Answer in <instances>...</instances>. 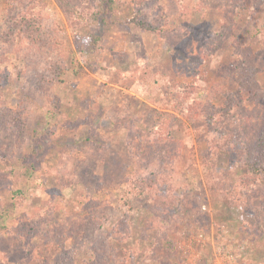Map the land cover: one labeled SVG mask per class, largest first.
<instances>
[{"label":"rangeland","instance_id":"rangeland-1","mask_svg":"<svg viewBox=\"0 0 264 264\" xmlns=\"http://www.w3.org/2000/svg\"><path fill=\"white\" fill-rule=\"evenodd\" d=\"M99 1L0 0V264H264V0ZM160 111L166 212L125 207Z\"/></svg>","mask_w":264,"mask_h":264},{"label":"trees","instance_id":"trees-1","mask_svg":"<svg viewBox=\"0 0 264 264\" xmlns=\"http://www.w3.org/2000/svg\"><path fill=\"white\" fill-rule=\"evenodd\" d=\"M116 1L117 0H100L99 1V5L97 10L94 12V19L98 20L99 18L102 17V23H106L107 22V17L109 15H112L114 13V8L116 5ZM130 22L135 23L136 25H138L139 27L145 29V30H151V31H158V28L151 26L149 23L144 22L141 19H131L129 20ZM2 36H0L1 38ZM3 40V39H2ZM0 45H2L0 43ZM159 113V112H158ZM172 117L170 114H165L164 112L160 111L159 114H157L156 116V122L153 125L154 129L148 132L143 133V135L139 136L138 138H136V145L134 146V151L136 153V158L137 160H135L136 162V166H135V170H133V175L130 177L129 179V184L127 185L125 192H124V206L128 207V203L129 201H131V197H133V192L132 190H136L135 195H138V197H145L146 200L149 201H153L154 203L157 204V206H160L162 208V210L164 209V207H166V204L168 202H166V200H163L162 198V194L161 191H156V188H153V190L150 191H146V179H145V175L148 174L149 170H145L144 167L145 166V162L149 163V162H155L157 163V166L159 167V173L163 174V172L165 171V165H167L168 161H167V157L169 156V154H171L172 156L176 155V149L174 147L171 146V144L167 143L168 141V136L167 138L164 136L165 133L167 132L169 134V131L172 128ZM129 121V123H132V126L136 127V125H134L135 121L137 122V117L134 115V117L129 116V120H127V122ZM134 121V122H133ZM140 123V122H139ZM141 128V127H140ZM168 129V130H167ZM142 131H144L143 129H141ZM157 130V131H156ZM167 134V135H168ZM230 139V136H229ZM170 142H173L170 139ZM229 144L226 142H224L222 147H218L220 150H228L226 148V146H228ZM173 149V150H171ZM219 149H216L219 151ZM213 150H215L213 148ZM35 150L33 151V155H34ZM210 161V159H209ZM256 161V160H255ZM255 161H248V160H244V165L246 166V168L248 170H250L254 175H264L262 172H264V164H257V162ZM212 166V173L208 176V180H211L214 176L215 173L219 172L220 174L224 172L225 166L224 167H220V165L217 166L216 162H211ZM150 165V163H149ZM26 172L23 173L22 175L25 177H31L33 174V170H34V163L31 162L30 164H26V168H25ZM160 176V175H159ZM157 182V177L155 176L152 180L149 181V183H151L153 185V183L155 184ZM148 189V188H147ZM149 190V189H148ZM166 191H170L168 189H166ZM220 192H224L226 196L231 195L230 192L225 191L224 189H221ZM134 195V196H135ZM15 206V205H14ZM166 212V210H163ZM126 215V214H125ZM11 214L9 213V211H5L2 212L0 214V219L2 220V222H5L6 219L8 217H10ZM125 221H123L124 223L121 225V227L128 225L129 222V215L127 214L125 216ZM4 227V226H3ZM127 229V228H126ZM125 228L123 229L124 231L126 230ZM110 237V236H108ZM122 236L119 235V238H121ZM151 247L146 248L145 250L142 251H137L135 253V255H137V258L140 259L142 256L144 257H149V255L151 254V251L153 250ZM112 247L111 245L108 243V249L106 250L107 253H111L112 251ZM150 253V254H149ZM110 261V260H109ZM107 262V261H106Z\"/></svg>","mask_w":264,"mask_h":264},{"label":"built area","instance_id":"built-area-1","mask_svg":"<svg viewBox=\"0 0 264 264\" xmlns=\"http://www.w3.org/2000/svg\"><path fill=\"white\" fill-rule=\"evenodd\" d=\"M231 261H233V256H231ZM232 264H234V262Z\"/></svg>","mask_w":264,"mask_h":264}]
</instances>
